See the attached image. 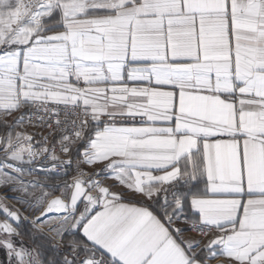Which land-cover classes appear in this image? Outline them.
I'll use <instances>...</instances> for the list:
<instances>
[{
    "label": "snow or ice",
    "instance_id": "obj_1",
    "mask_svg": "<svg viewBox=\"0 0 264 264\" xmlns=\"http://www.w3.org/2000/svg\"><path fill=\"white\" fill-rule=\"evenodd\" d=\"M0 189L7 264H264V0H0Z\"/></svg>",
    "mask_w": 264,
    "mask_h": 264
},
{
    "label": "trees",
    "instance_id": "obj_2",
    "mask_svg": "<svg viewBox=\"0 0 264 264\" xmlns=\"http://www.w3.org/2000/svg\"><path fill=\"white\" fill-rule=\"evenodd\" d=\"M21 230L24 233L23 242L26 245H31V239H30L31 233H30V228H29L27 222H24V226ZM17 243H19V240H17ZM0 261H3L4 264H7V257H6V254L3 250H0Z\"/></svg>",
    "mask_w": 264,
    "mask_h": 264
},
{
    "label": "rangeland",
    "instance_id": "obj_3",
    "mask_svg": "<svg viewBox=\"0 0 264 264\" xmlns=\"http://www.w3.org/2000/svg\"><path fill=\"white\" fill-rule=\"evenodd\" d=\"M12 193L8 192L6 189H0V196H11ZM7 203L10 207L20 208L21 206L18 204H15L13 201L8 200Z\"/></svg>",
    "mask_w": 264,
    "mask_h": 264
},
{
    "label": "built area",
    "instance_id": "obj_4",
    "mask_svg": "<svg viewBox=\"0 0 264 264\" xmlns=\"http://www.w3.org/2000/svg\"><path fill=\"white\" fill-rule=\"evenodd\" d=\"M28 131L39 133V132H41V131H43V130L38 129V128L29 127V128H28ZM43 135L47 136V135H48V132H47V131H43ZM37 139H39V135L37 136ZM25 222H26V221H25Z\"/></svg>",
    "mask_w": 264,
    "mask_h": 264
},
{
    "label": "crops",
    "instance_id": "obj_5",
    "mask_svg": "<svg viewBox=\"0 0 264 264\" xmlns=\"http://www.w3.org/2000/svg\"><path fill=\"white\" fill-rule=\"evenodd\" d=\"M215 264H222V262L221 261H216Z\"/></svg>",
    "mask_w": 264,
    "mask_h": 264
}]
</instances>
